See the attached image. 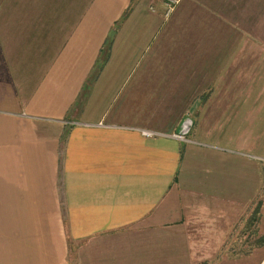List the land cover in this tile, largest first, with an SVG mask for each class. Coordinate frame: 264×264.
Returning a JSON list of instances; mask_svg holds the SVG:
<instances>
[{
  "label": "crops",
  "instance_id": "1",
  "mask_svg": "<svg viewBox=\"0 0 264 264\" xmlns=\"http://www.w3.org/2000/svg\"><path fill=\"white\" fill-rule=\"evenodd\" d=\"M14 4L0 0V264H264L222 248L253 245L245 224L264 214V0H180L168 17L163 0H85L48 52ZM185 118L189 141L168 136Z\"/></svg>",
  "mask_w": 264,
  "mask_h": 264
},
{
  "label": "rangeland",
  "instance_id": "2",
  "mask_svg": "<svg viewBox=\"0 0 264 264\" xmlns=\"http://www.w3.org/2000/svg\"><path fill=\"white\" fill-rule=\"evenodd\" d=\"M11 3L14 2L15 7L22 9V13H28V16H24V21L29 26V33L34 30H37V34L40 37V40L37 41V44L42 47L43 42L45 41V52H48L47 49L56 48L59 40H63L66 33L68 25L74 20L76 15L79 13L85 0H10ZM17 3V4H16ZM238 13H245V5H239ZM256 11V10H255ZM45 14L43 16V21H37L39 15ZM246 14V13H245ZM35 19V20H34ZM45 19V24H44ZM70 22L67 25V22ZM36 27L33 29L34 25ZM42 36V37H41ZM32 39H29L31 44ZM49 45V46H48ZM48 46V47H47ZM43 48V47H42ZM257 210L259 211L258 207ZM253 211L252 214L247 219L245 225H247L249 230V235L253 238V245L251 246H240L230 245L228 247H222L225 251L228 249L230 253H244L247 249L253 250L255 256L260 257L264 253V244L259 245L260 237L264 235V214L258 213V211ZM252 234V235H251ZM74 252V251H73ZM73 254V253H72ZM73 259V258H72ZM256 264V263H254Z\"/></svg>",
  "mask_w": 264,
  "mask_h": 264
},
{
  "label": "trees",
  "instance_id": "3",
  "mask_svg": "<svg viewBox=\"0 0 264 264\" xmlns=\"http://www.w3.org/2000/svg\"><path fill=\"white\" fill-rule=\"evenodd\" d=\"M116 28L113 27L111 31L109 32L107 38L105 39L102 47L100 48L99 56L95 62V66L93 68L92 73L89 75L88 79L86 80L83 90H87L89 88V83H91L98 75V73L101 71L104 63L108 60L109 52L111 48V44L113 41V36L115 34ZM264 241V235L262 239L259 241V243Z\"/></svg>",
  "mask_w": 264,
  "mask_h": 264
},
{
  "label": "built area",
  "instance_id": "4",
  "mask_svg": "<svg viewBox=\"0 0 264 264\" xmlns=\"http://www.w3.org/2000/svg\"><path fill=\"white\" fill-rule=\"evenodd\" d=\"M180 0H163V11H162V14L165 16V17H168L172 11L174 10L175 6L177 5V3L179 2ZM151 9H153L151 7ZM142 134L145 135V136H154V135H158L159 133L157 132H154V131H149V130H143L142 131ZM187 134L183 135V134H179L178 132H175V133H171L170 137L172 138H175L179 141H183V142H187L189 141V139L186 137ZM263 163H264V158H263Z\"/></svg>",
  "mask_w": 264,
  "mask_h": 264
},
{
  "label": "water",
  "instance_id": "5",
  "mask_svg": "<svg viewBox=\"0 0 264 264\" xmlns=\"http://www.w3.org/2000/svg\"><path fill=\"white\" fill-rule=\"evenodd\" d=\"M191 125H192V119L185 118L181 123L180 130L178 131V133L183 135L187 134Z\"/></svg>",
  "mask_w": 264,
  "mask_h": 264
}]
</instances>
